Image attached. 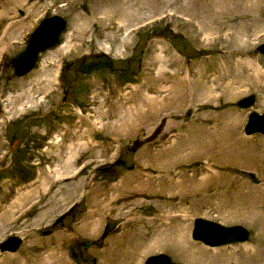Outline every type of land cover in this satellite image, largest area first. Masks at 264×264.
<instances>
[{
  "label": "rangeland",
  "instance_id": "1",
  "mask_svg": "<svg viewBox=\"0 0 264 264\" xmlns=\"http://www.w3.org/2000/svg\"><path fill=\"white\" fill-rule=\"evenodd\" d=\"M210 1L0 0V244L9 236L21 239L17 251L0 252V264H144L157 253L168 255L171 264H185V254L169 248L142 250L131 260L120 257V243L131 231H153L141 219L159 216L171 202L179 205L178 189L171 198L165 191L164 196L125 194L112 213L98 219L93 234L78 227L95 192L103 200L110 186L139 170L155 174L160 160L178 155V166L165 169L197 181L185 195V216L175 221L187 225L186 240L199 251L191 263L264 264V135L243 131L250 111L264 112V54L256 50L264 41V0H223L216 6ZM135 9L142 17L129 19ZM54 14L66 19L59 43L41 52L29 72L16 75L13 59L39 21ZM120 19L128 27H121ZM160 67L169 80L174 71L181 77L190 73L191 80L173 108L167 104L159 116L138 104L142 96H156L149 86H158ZM202 85L216 89L213 99L200 98ZM249 95L253 105L238 106ZM118 98L126 102L120 108ZM128 108L141 118V130L117 135V114ZM201 129L221 149L198 146L178 153L185 138L190 134L193 140ZM71 155L74 169L82 171L63 184L57 171L68 170L62 162ZM52 178L59 183L52 186ZM84 179L93 189L83 197L76 181ZM31 191L24 204L13 207L15 218L23 217L8 223L7 209ZM197 217L241 225L248 238L207 246L191 238Z\"/></svg>",
  "mask_w": 264,
  "mask_h": 264
},
{
  "label": "bare ground",
  "instance_id": "2",
  "mask_svg": "<svg viewBox=\"0 0 264 264\" xmlns=\"http://www.w3.org/2000/svg\"><path fill=\"white\" fill-rule=\"evenodd\" d=\"M222 1L223 0H211L210 3H212V5L216 6L217 4L222 5ZM138 5V4H137ZM212 6V10L213 7ZM137 9V8H136ZM134 10V12H131L129 16H127L129 19L135 17V16H140L142 17L143 14L140 13V11L137 12V10ZM2 13H0L1 15ZM127 15V14H126ZM2 17V16H1ZM111 18V17H110ZM51 20H56V26L59 23V19H49ZM120 23H121V27L126 26L128 27L129 24H124L123 20L120 19ZM105 22V26L107 27L108 25L106 21ZM129 22V21H127ZM124 25H123V24ZM201 25V23L199 24ZM55 25H53L52 23L48 24L46 29L41 33V32H37L36 30L33 32L32 36H31V40H30V44L27 47V51L29 50L30 45L33 42H38V43H42V40H47L49 39V37L51 36V34L54 32V29L56 27ZM9 29V27H8ZM7 33V32H6ZM72 35V34H71ZM70 35V36H71ZM82 37V35H81ZM73 38V36H71V39ZM71 41V40H70ZM70 41L68 42V45L65 46L64 48H68L70 46ZM105 49H108L107 46L105 47ZM64 51V49H61ZM60 50V51H61ZM24 56H27V54L25 53ZM28 58V57H27ZM158 58L160 59V61L162 62H166L164 58L158 56ZM17 65L20 63L18 59H16ZM19 62V63H18ZM15 62L13 61V67H14ZM22 64V63H21ZM174 75H172L171 80L168 79V76L165 72V70L160 67L159 69V78L157 79L158 82V86H149V89L152 90H156V96H142L143 100H141V102H139V107H143V105H147L148 107H152L154 108V110H158V114L159 116L162 115L163 108H166L167 104H171V108H173V105L175 103L176 100H178V97L176 98L177 95H179L180 90H183V92L179 95L182 96L183 93L189 89L190 87V73H187L184 76H180L179 72L174 71ZM175 75H177V77H175ZM217 75H219L218 77H215L214 79V84L218 82L220 78V74L218 73ZM201 78V76H200ZM173 79H176L177 81L174 82ZM205 82V80H200L197 83H202ZM204 84V83H202ZM201 85V84H199ZM213 87H207L202 85L201 88V93H200V98L202 99H213L214 96L212 95L214 92ZM223 92V91H222ZM135 93H139V90H136ZM164 94V95H163ZM163 95V96H162ZM162 96V97H161ZM216 98V96H215ZM184 99V98H183ZM122 99L118 98L117 99V105H120L119 108L122 105H125V101H121ZM143 103V104H142ZM145 107V106H144ZM138 115V114H137ZM169 115H172V112H169ZM117 123L114 124L115 126V132L117 133V135L126 133L128 131L134 132V133H138L141 130V127H139V123H141V118H135V113L132 110V108H128L126 111H120L117 114V118H116ZM102 121L99 120V123H101ZM249 123V120H248ZM262 123L264 124V121H262ZM218 123L216 126L212 127L211 129L213 131H216L219 127ZM190 135V134H189ZM188 135V136H189ZM198 135V136H197ZM197 135H193V140L190 139V136L185 138V145H183L182 147H177L178 149L182 148L181 151L179 150L178 153H182V155L186 152V151H190L189 149L192 148H197L198 146L200 147H208L210 149H213V151H219V149H221L222 145L219 143V145L217 144V142L213 141L209 142L207 140V135L208 132L206 129H201L200 133ZM210 143V144H209ZM92 144L95 146V142L91 139H89V145L92 146ZM173 148V147H172ZM177 148L175 150H177ZM171 150V149H170ZM173 151V155H174V149H172ZM170 152V151H167ZM73 155H71V158H69L68 160H65L62 162V165L64 166V168H68V170H65L63 172L57 171L59 172V178L63 177L61 180H58L60 183H67L70 182L72 180H74V178H76V176L82 171V169H74V165L75 163L73 162L72 159ZM72 159V160H71ZM181 161L180 155L176 156L175 158L170 157L167 160H160V166L159 169L157 168V170H153L155 171V174H153L152 172H146L145 170H147L146 168L144 169V171L146 172V174H142L141 171L139 170V172H136L133 176H131L129 179L124 180L121 183H117L114 184L112 186H110L109 188H107L106 193H107V197L104 198L103 200L100 199L99 193L100 192H95L94 196H93V201L91 203V205L89 206L88 211L86 212V214L80 218V225L79 230L82 232L85 231H89V234H93L95 232L96 229H98L99 225H100V219L101 216L103 214H105L106 211L108 212H113L114 211V205L117 203V201L119 199H121L123 197V195H132L134 193L140 194V196H144V195H161L164 196L165 193H163V191L167 192L168 197L171 198L174 196V192L175 189H178L177 193H179L181 195V199L178 203L179 205L176 203H169L166 205V209L164 212L160 213L159 216L157 217H151L149 219H141L140 222L145 223V225H150V227H152V232L151 234H147V233H138V232H133L131 231L129 234V238L123 240L120 243V254H121V259H125V260H131L132 259H136L137 258V254L140 253L141 251L144 250V252L147 251H152V250H157V249H163V248H169V249H173L174 251H177V253H179V250L182 254H185V264H195V263H191V259L192 261L194 260L195 256L199 253L196 254L193 250H192V244L190 245L187 242V238H188V229H187V225H182V226H176L175 225V221L176 219H181L185 216V204H186V193L191 192L188 188L190 187L192 190L196 188V182L194 181V177H188V175H185L183 172H175V173H170L168 170L169 169H165V168H170L172 166H175L179 164V162ZM146 167H148V164H145ZM150 167H152L151 165H149ZM63 168V169H64ZM155 169V168H153ZM68 172V173H67ZM68 174L66 176H64L65 174ZM210 173L213 174V171L210 170ZM211 174V175H212ZM170 175V176H169ZM69 176V177H67ZM213 177V176H211ZM182 178V179H181ZM58 181H56L54 178H52V186H54ZM58 182V183H59ZM78 186V189L81 190L83 192V197L85 195H88L90 193H92V186L89 182V180L84 179L82 181H76ZM199 183H204V180H200L198 182ZM42 184V182L40 183ZM189 185V186H188ZM68 187V186H67ZM188 190V191H187ZM31 192H28L26 194L21 195L20 197L17 198V200L11 204L10 208L7 209L8 213H5V217L7 218V222L9 223L11 221V223L13 221H16L17 219L22 218L23 216H20L19 218H15L14 214V210L13 207H20L22 204H24V200H26V198H29L31 196ZM166 194V195H167ZM33 195V194H32ZM41 201L42 197H38ZM171 200V199H170ZM39 201V202H40ZM38 202V203H39ZM42 204V203H41ZM136 202L130 203L129 206L130 209H134L136 206ZM161 207V206H160ZM180 211L183 213H177L176 211ZM175 212V213H174ZM187 214V213H186ZM99 219V220H98ZM182 223V222H180ZM135 224V222H134ZM219 224V223H217ZM221 225V224H219ZM186 226V227H185ZM190 230V229H189ZM231 231H234L233 229H225L213 224H209V223H204L203 225L198 224V221L195 219L194 220V225H193V230H192V238L194 237V235H196L197 233L202 234L203 236L200 237V239H202L203 241L207 242V243H212L214 241H221L224 237H226ZM5 242V245H7L6 250L11 249V247L9 245H11L12 240L10 238H8L7 240L3 241ZM194 247L197 248V250H200V247H197L195 245H193ZM119 248H116V250H118ZM202 250V249H201ZM200 250V252H202ZM249 250V249H248ZM251 251V250H250ZM123 253V256H122ZM184 257V258H185ZM157 261V260H156ZM257 264V263H256Z\"/></svg>",
  "mask_w": 264,
  "mask_h": 264
},
{
  "label": "water",
  "instance_id": "3",
  "mask_svg": "<svg viewBox=\"0 0 264 264\" xmlns=\"http://www.w3.org/2000/svg\"><path fill=\"white\" fill-rule=\"evenodd\" d=\"M59 19V23L56 26V20H49V19ZM52 23L53 25H55V29L54 32L51 34V36L49 37V39L47 40H42V43H38V42H33L30 47L29 50L27 51V47L28 45L31 43V36L33 34V32L36 30L37 32H43L47 25ZM66 28V19L64 17H62L61 15L58 14H54L51 16H46L44 18H42L38 25L35 27V29L30 33L29 39L26 43L25 49L23 51H21L14 59L13 61L15 62L14 64V71L16 75H24L25 73L29 72L35 65L37 59H38V55L40 52L55 46L58 43V39L60 34L64 31V29ZM30 42V43H29ZM256 50L259 53L264 54V41L259 43L258 46L256 47ZM27 54V56H24V54ZM28 57V58H27ZM16 59L19 60V64L17 65ZM22 63V64H21ZM255 99L253 95H249V97H245L243 99H240L238 101V106L242 107V108H250L253 103H254ZM249 120V123H248ZM262 121H264V112L263 113H257L256 111H250L247 114V121L243 127L244 133L247 135L253 134V133H261L264 135V124L262 123ZM65 215V212L62 213L61 215H59L58 217L55 218L54 223L59 222ZM198 221L199 226L203 225L204 223H209V224H213L225 229H233L234 231H231L226 237H224L221 241H214L212 243H207L205 241H203L202 239H200L201 236H203L200 233H197L196 235H194L193 239L199 240L201 242H203L204 244L210 245V246H220V245H224V244H230V243H236V242H244L247 240L248 238V230L246 228H244L241 225H232V226H224V225H219L217 224L218 222H214V221H210V220H206L204 218L201 217H197L195 218ZM45 234H48L49 231L46 230L44 232ZM10 239L12 240L11 245H9L11 247V249H9V251H16L20 244H21V239L18 238L17 236H9ZM7 245H5V242H2L0 244V248H2V251L6 250ZM73 257L75 256V253L72 254ZM157 260V261H156ZM144 264H171V259L168 255H166L165 253H157L154 255H148L145 258Z\"/></svg>",
  "mask_w": 264,
  "mask_h": 264
}]
</instances>
